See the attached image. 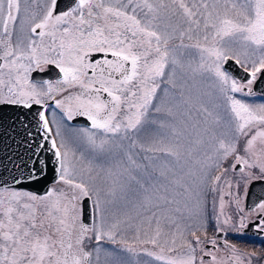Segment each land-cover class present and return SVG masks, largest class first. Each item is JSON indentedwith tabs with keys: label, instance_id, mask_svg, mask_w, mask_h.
<instances>
[{
	"label": "snow or ice",
	"instance_id": "snow-or-ice-1",
	"mask_svg": "<svg viewBox=\"0 0 264 264\" xmlns=\"http://www.w3.org/2000/svg\"><path fill=\"white\" fill-rule=\"evenodd\" d=\"M229 60L249 73L246 84L228 75ZM50 65L58 79L34 78ZM262 71L264 0H0V128L19 126L31 136L35 122L47 133L44 107L53 100L69 120L79 115L91 122L96 132L82 129L84 140L107 157L77 167L67 143L52 140L59 165L52 171L62 187L43 195L0 187V264H101L102 242L149 257L145 264H252L227 242V255H216L217 241L205 225L184 224L180 207L171 206L177 196L185 197V208L195 199L197 210L189 212L201 215L199 192L175 169L204 137L213 142L209 159L217 168L231 159L223 173L240 166L245 181L253 169L264 177V104L230 95L252 94ZM189 75L211 78L213 89L197 108L203 121L193 125ZM43 147L6 158L11 168L0 160V185L43 183L49 169L38 151ZM84 198L98 222L83 221ZM224 206L221 196L220 215ZM103 264L128 262L109 252Z\"/></svg>",
	"mask_w": 264,
	"mask_h": 264
},
{
	"label": "rangeland",
	"instance_id": "rangeland-1",
	"mask_svg": "<svg viewBox=\"0 0 264 264\" xmlns=\"http://www.w3.org/2000/svg\"><path fill=\"white\" fill-rule=\"evenodd\" d=\"M258 74L259 73H257V76ZM228 75L231 76L229 73ZM239 83L243 85L247 82ZM211 84V78L205 79L199 75L195 76V79H192L191 75L186 78L185 92L186 95H190L192 98L191 114L190 118H187L188 123L190 125L196 124L197 121H203V113L198 112L197 108L200 106L201 103H206L209 100V97L205 95V93H208L213 90L211 88ZM65 95L67 94L65 93ZM230 95L252 106L264 104V98H261L259 96L244 95L242 92L230 93ZM57 99H60V97H58ZM221 103H223V101H221ZM209 107H211V105H209ZM59 110L60 108H57L56 105H54L53 107L49 108L48 116L51 125L50 127L53 130V134L56 138L57 144L59 145L61 139H63L67 143L68 147L75 152L76 155L72 159L77 162V167L86 165L88 160H93L94 165L105 163L107 157L102 155L98 156L88 148L81 132L82 129L86 128L79 127V125H72L70 123V120L67 121V119L65 118L66 115L61 116V114L58 112ZM221 111H223V109H221ZM199 127L200 125H197V128ZM58 130L61 133L60 136L56 135ZM88 130L94 133L96 132L95 129ZM190 131L192 134L189 139L195 141L197 139V133L196 131H193L191 129ZM97 135L99 136L100 134L97 133ZM203 139V143L199 145L193 143L191 145L193 151L190 155L186 152L185 159H182L180 166L175 169L179 176H184V180L186 183L192 184L193 189L199 192V211L201 212V215L199 217H196L189 212V209H192L193 211L197 210L195 199H188V208H185V197L177 196L176 199L179 203L174 204L171 207H180L184 217L182 221L184 224H191L193 225V227H196L198 226V224L203 223L207 231V236L216 240L219 238H217L215 235L216 229L226 230L227 228L233 226L231 222H229V224L227 225L224 224V220L228 217H231V196L229 195V193L222 190H218L217 188L215 191L212 190L214 185V183L212 182V174H215L216 170L213 169L215 165L214 161L210 160L209 157L214 158L215 156L213 150V142L208 137H204ZM185 146L188 147L187 143L185 144ZM82 153L84 156L83 161H81ZM189 169H191L192 173L194 174L192 177H187L184 175ZM84 178L88 179L87 173H85ZM53 186L57 188L62 187L58 182L52 184V187ZM178 191L182 192L183 189L180 188L178 189ZM221 196H223L225 203L223 209L224 215H220L219 205ZM78 207L82 209V202L78 205ZM177 215H179V213H177ZM94 219H97L98 222V218L94 217ZM201 238L203 239L204 237L201 236ZM91 247H95V244H93ZM100 248L101 264H103L107 253L109 252L114 253L120 258H123L126 262H128V264H145V262L150 260V258L146 256L132 257L129 253L121 252L120 245H113L110 243L102 242ZM237 250L240 253L245 254V260L250 258L252 264H264V257H262V253L257 252V255L248 257L247 253L243 252L239 247L237 248ZM226 253L227 250L221 248L216 255L223 257L226 255ZM108 258L111 259V257ZM153 264H156V262H153Z\"/></svg>",
	"mask_w": 264,
	"mask_h": 264
},
{
	"label": "flooded vegetation",
	"instance_id": "flooded-vegetation-1",
	"mask_svg": "<svg viewBox=\"0 0 264 264\" xmlns=\"http://www.w3.org/2000/svg\"><path fill=\"white\" fill-rule=\"evenodd\" d=\"M23 8V4H22ZM231 75V74H230ZM232 77V75H231ZM234 78V77H233ZM236 79V78H235ZM237 80V79H236ZM239 81V79H238ZM253 84L251 85V96H259L261 98H264V96L257 94L252 89ZM245 91L248 89L245 88ZM75 91V90H73ZM67 94V93H66ZM58 98V97H57ZM47 117L49 116V108L53 107L55 105V101L48 100L47 103ZM61 116H64L65 113L60 110L58 111ZM79 117V115H74L73 118ZM85 117V116H84ZM67 121L69 120L67 116H65ZM72 118V119H73ZM72 119L70 120V123L72 124ZM49 120V117H48ZM75 125V124H72ZM78 126V125H76ZM79 127L86 128V129H92L91 128V122L87 125H79ZM24 134L23 130H16L13 129H5L0 128V160L6 161V156L8 157H14L16 154H23L24 152ZM20 142V143H19ZM15 144V146H14ZM231 159L227 162L222 164L221 168H217L214 165L215 174H212V180L215 176L221 175L222 178L218 183H215L213 185V188H217L218 190L225 191L229 193L231 196V202H230V208H231V226L230 228L225 229H216L215 235L218 238L217 234L219 231H222L225 233V238H218L217 241V248L219 250L221 248H224L223 245L225 242L231 245H235L236 249L239 247L243 252L247 253L249 256H254L259 253H262V257H264V230H261L258 225L264 224V210H261L259 208V205L261 203H264V177H262V174L259 172V169H253L251 170L253 172V177L250 179H247L246 181L242 179L243 174L239 171V167L237 166L236 171H229L226 173H223V167H226L228 163H231ZM52 187V185H51ZM49 187V189L51 188ZM251 187H253L251 189ZM10 189H19L16 187H8ZM250 190L254 193H261L263 194V198L258 202V204L253 206V208H246V198L247 194L250 192ZM37 194V193H35ZM239 199V205H237L236 200ZM239 209H243L241 212ZM233 210V211H232ZM244 219L245 227H240V219ZM253 224L252 231L253 234H249L247 232V228ZM211 249V245L207 246ZM215 254H217L216 250L213 249ZM219 252V251H218ZM227 255V253H226ZM206 260L209 258H205ZM231 264H235V262H231Z\"/></svg>",
	"mask_w": 264,
	"mask_h": 264
},
{
	"label": "water",
	"instance_id": "water-1",
	"mask_svg": "<svg viewBox=\"0 0 264 264\" xmlns=\"http://www.w3.org/2000/svg\"><path fill=\"white\" fill-rule=\"evenodd\" d=\"M60 7H63L61 4ZM224 69L228 71L232 75V77L236 78L241 83H246L247 80L250 78L249 73L245 72L243 68H241L239 65L235 63L234 60H229L223 65ZM34 78L36 79H47L51 81H55L59 78L58 69H56L54 66H48V68L44 72H38L33 74ZM253 91L257 94H260L264 96V71L259 73V76L257 77L256 81L253 83L252 87ZM36 110H40V106H35ZM45 115L47 117V105L44 107ZM49 122V120H48ZM72 123L75 125H87L90 124V121L87 120L84 116L75 117L72 119ZM49 123V131L46 133L44 129L38 127L35 122H33L32 127L28 130L31 132V136H25L24 135V152L23 155L27 157L31 154L32 149H36L37 144H43V149H38V151L42 152V158L49 162V169H48V175L43 183L36 185L35 188L30 187V182L27 180H24L21 185H16L9 183L8 185H0V187H16V188H26L30 191H33L39 195H43L46 190H49L48 187L51 186V184L56 182L55 176L58 173L59 165L55 159L54 156V149L51 147V141L56 140L52 131V128L50 127ZM18 130H21L19 126H17ZM23 130V129H22ZM47 137V139H45ZM27 141V143L25 142ZM20 143V142H19ZM15 146V144H14ZM15 157V156H14ZM8 158V156H6ZM4 164L8 165L9 168H11V165L9 164L8 159L6 161H3ZM52 169H56L57 173H54ZM17 175H20L19 172L16 173ZM253 187H251L252 189ZM38 190V191H37ZM246 198V208H253L255 207L258 202L263 198V194L254 193L250 190V192L247 194ZM82 219L85 223L91 224L94 220V214L92 212V201L88 198H84L82 200ZM253 224L250 225L247 229V232L249 234H253L252 231ZM217 236L219 238H224L225 233L222 231H219Z\"/></svg>",
	"mask_w": 264,
	"mask_h": 264
}]
</instances>
